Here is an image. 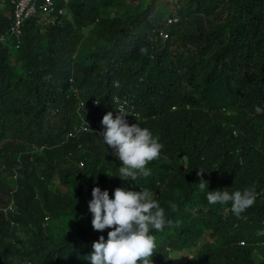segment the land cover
Returning <instances> with one entry per match:
<instances>
[{"label": "trees", "instance_id": "obj_1", "mask_svg": "<svg viewBox=\"0 0 264 264\" xmlns=\"http://www.w3.org/2000/svg\"><path fill=\"white\" fill-rule=\"evenodd\" d=\"M157 6L69 0L65 25L31 22L18 49L0 43V264H89L111 230L92 228L93 187L145 190L164 209L152 264L191 250L182 264H264V0H177L166 18ZM8 24L0 12V33ZM116 95L162 145L135 181L99 136ZM82 118L98 133L66 139ZM246 188L256 198L239 216L206 198Z\"/></svg>", "mask_w": 264, "mask_h": 264}, {"label": "clouds", "instance_id": "obj_2", "mask_svg": "<svg viewBox=\"0 0 264 264\" xmlns=\"http://www.w3.org/2000/svg\"><path fill=\"white\" fill-rule=\"evenodd\" d=\"M68 5L69 0H51L48 12L42 11L43 5H40L32 15L17 24L15 26L17 30L12 33L11 28L15 24L13 7L9 3H0L1 16L9 20L6 30L0 33V43L9 41V44H15L14 48L18 49L24 27L31 22L37 26L65 25L71 21ZM173 21L175 20L169 17L166 19L168 24ZM167 38L168 34L163 30L154 32L151 37L154 43L159 40L165 41ZM117 98L127 100L126 109L122 105L117 109L115 102ZM112 103L115 105L116 115L113 117L112 112H107L102 117L101 124L104 127L99 136L103 137L104 144L113 149L115 157L122 161L119 178L123 181L129 179L135 181L138 173L144 177L151 175V170L146 169L145 166L160 155L162 145L158 143L159 138H154L147 128H141L137 123L129 125L125 119L127 114L139 118L134 102L129 97L116 95L112 98ZM83 108H77L78 112H82ZM83 123L89 126L88 131L81 130ZM95 129L82 118L79 127L69 132L66 139L76 134L95 131ZM203 173H205L203 170L196 171L197 177L200 178L198 187L201 191L208 189L209 183L203 179ZM16 174L15 172L14 178ZM91 196L88 210L93 217L91 220L93 230L97 232H103L105 229L111 230L108 231L107 240L101 235L98 240L92 242L93 251L85 256V260L89 264H138L140 261L143 264H152L149 258L154 253L156 243L155 237L149 234V225L155 230H163L168 223L164 209L159 206L158 202L150 199L149 193L145 190L133 191L122 187L114 189L112 199L109 198L107 190H101L99 187L92 188ZM206 198L211 205L217 202L222 204L231 202L233 214L239 216L253 205L256 192L254 188L232 193L224 189L208 190ZM14 206V200L10 197L9 204L4 211L14 212Z\"/></svg>", "mask_w": 264, "mask_h": 264}, {"label": "built area", "instance_id": "obj_3", "mask_svg": "<svg viewBox=\"0 0 264 264\" xmlns=\"http://www.w3.org/2000/svg\"><path fill=\"white\" fill-rule=\"evenodd\" d=\"M0 3H9L13 7V14L15 19V24L11 28V32L13 33L16 31V25L20 24L24 19L28 18L30 15H32L36 8L40 5L42 6V11L48 12L49 11V4L51 3V0H0ZM115 102L117 103V109L122 105L125 109L128 106V102L126 99H115ZM93 106L96 105L95 101H92ZM82 103H80V108H83ZM81 130L82 131H88L89 126L85 123L81 124ZM95 131L98 133V130L95 129Z\"/></svg>", "mask_w": 264, "mask_h": 264}, {"label": "rangeland", "instance_id": "obj_4", "mask_svg": "<svg viewBox=\"0 0 264 264\" xmlns=\"http://www.w3.org/2000/svg\"><path fill=\"white\" fill-rule=\"evenodd\" d=\"M149 0H123V4L131 5V6H138L140 3L144 6ZM177 0H158V6L157 9L159 10V13L166 17L169 13H171V10H173L175 3ZM116 9V8H115ZM85 34H87V31H84ZM57 184V183H55ZM55 188L54 185H51V189ZM150 197V196H149ZM84 224V222L82 223ZM194 250L191 251H184L179 254H170V260L172 264H182L187 259L190 258Z\"/></svg>", "mask_w": 264, "mask_h": 264}]
</instances>
